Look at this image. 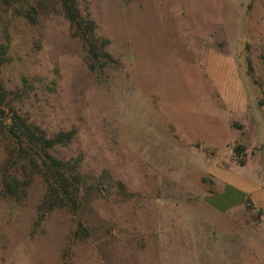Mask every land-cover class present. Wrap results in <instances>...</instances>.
Instances as JSON below:
<instances>
[{"label":"rangeland","instance_id":"rangeland-1","mask_svg":"<svg viewBox=\"0 0 264 264\" xmlns=\"http://www.w3.org/2000/svg\"><path fill=\"white\" fill-rule=\"evenodd\" d=\"M76 5L90 39L58 0H0V264H264V0ZM14 116L73 133L49 152L76 210L50 208Z\"/></svg>","mask_w":264,"mask_h":264},{"label":"trees","instance_id":"trees-1","mask_svg":"<svg viewBox=\"0 0 264 264\" xmlns=\"http://www.w3.org/2000/svg\"><path fill=\"white\" fill-rule=\"evenodd\" d=\"M20 1V0H15ZM6 4L10 3V0H4ZM58 3L62 7L66 17L69 21L76 26L77 33L83 40L93 37L95 30V23L92 20L84 21L81 18L79 10L76 5V0H58ZM105 43H102L104 46ZM95 45L91 46L89 50L90 61L89 66L91 69H95L96 62L99 61V52ZM1 92V83H0ZM0 102L2 96L0 95ZM261 107H264V101L259 103ZM1 111V109H0ZM11 125L6 128V134L18 141L19 146L23 149V146H31L32 150L37 153L39 162H36V158L30 160V164L39 171L44 178L48 187V203L50 208H70L76 210L78 208V185L80 184V174L75 167L74 161L64 162L50 154V150L56 145L64 142H70L73 133L59 134L52 139L43 135H38L35 130L26 123L25 120L18 116L10 118ZM244 162L240 161V165L244 166Z\"/></svg>","mask_w":264,"mask_h":264},{"label":"crops","instance_id":"crops-1","mask_svg":"<svg viewBox=\"0 0 264 264\" xmlns=\"http://www.w3.org/2000/svg\"><path fill=\"white\" fill-rule=\"evenodd\" d=\"M232 188H231V191L233 193H235V195H241V196H244V194H246V192L244 191V189L242 188H238L236 189L233 185H230ZM240 196V197H241ZM233 204H231V200L228 199V196H226L225 198H223L222 200H216V202L214 203L213 205V208L217 209V210H220V211H228L230 209L233 208Z\"/></svg>","mask_w":264,"mask_h":264}]
</instances>
